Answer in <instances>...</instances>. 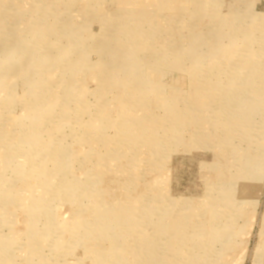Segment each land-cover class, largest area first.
I'll list each match as a JSON object with an SVG mask.
<instances>
[{"label": "rangeland", "instance_id": "374dc122", "mask_svg": "<svg viewBox=\"0 0 264 264\" xmlns=\"http://www.w3.org/2000/svg\"><path fill=\"white\" fill-rule=\"evenodd\" d=\"M0 264H264V0H0Z\"/></svg>", "mask_w": 264, "mask_h": 264}, {"label": "bare ground", "instance_id": "6f19581e", "mask_svg": "<svg viewBox=\"0 0 264 264\" xmlns=\"http://www.w3.org/2000/svg\"><path fill=\"white\" fill-rule=\"evenodd\" d=\"M250 165H251V167L253 166L252 163H251ZM246 170H247V169H246ZM252 172H253V171H252ZM100 224H101V223H100Z\"/></svg>", "mask_w": 264, "mask_h": 264}]
</instances>
